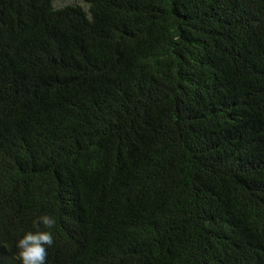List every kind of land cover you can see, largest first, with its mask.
<instances>
[{"label":"trees","instance_id":"1","mask_svg":"<svg viewBox=\"0 0 264 264\" xmlns=\"http://www.w3.org/2000/svg\"><path fill=\"white\" fill-rule=\"evenodd\" d=\"M0 0V264H264V0Z\"/></svg>","mask_w":264,"mask_h":264},{"label":"clouds","instance_id":"2","mask_svg":"<svg viewBox=\"0 0 264 264\" xmlns=\"http://www.w3.org/2000/svg\"><path fill=\"white\" fill-rule=\"evenodd\" d=\"M56 221L52 216L41 215L33 221L35 232H27L16 243L17 259L20 264H46L48 248L53 246L54 238L51 231H41L55 227Z\"/></svg>","mask_w":264,"mask_h":264},{"label":"rangeland","instance_id":"3","mask_svg":"<svg viewBox=\"0 0 264 264\" xmlns=\"http://www.w3.org/2000/svg\"><path fill=\"white\" fill-rule=\"evenodd\" d=\"M52 3L55 9L73 4H78L85 9L87 8V6L81 0H52Z\"/></svg>","mask_w":264,"mask_h":264}]
</instances>
